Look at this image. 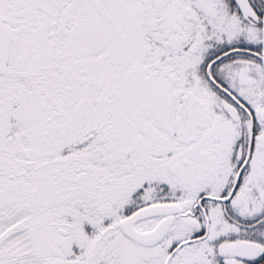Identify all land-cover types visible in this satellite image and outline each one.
Listing matches in <instances>:
<instances>
[{"label": "snow or ice", "instance_id": "obj_1", "mask_svg": "<svg viewBox=\"0 0 264 264\" xmlns=\"http://www.w3.org/2000/svg\"><path fill=\"white\" fill-rule=\"evenodd\" d=\"M0 264H264V0H0Z\"/></svg>", "mask_w": 264, "mask_h": 264}]
</instances>
